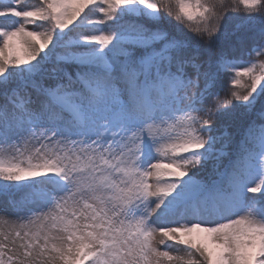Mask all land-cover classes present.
Instances as JSON below:
<instances>
[{"label":"snow or ice","instance_id":"obj_1","mask_svg":"<svg viewBox=\"0 0 264 264\" xmlns=\"http://www.w3.org/2000/svg\"><path fill=\"white\" fill-rule=\"evenodd\" d=\"M0 18V202L23 241L9 255L0 230V264H264V0H0ZM253 111L229 153L215 121Z\"/></svg>","mask_w":264,"mask_h":264},{"label":"trees","instance_id":"obj_2","mask_svg":"<svg viewBox=\"0 0 264 264\" xmlns=\"http://www.w3.org/2000/svg\"><path fill=\"white\" fill-rule=\"evenodd\" d=\"M38 4V0H25V5L26 6H36ZM90 18H101L99 13H90ZM13 21L12 20H8L5 18H0V24H5V25H10ZM173 23H175L173 21ZM37 26L34 25H29L28 27L32 30H36V31H42L45 28L48 27V25L44 24L43 22H37ZM229 29H231V24H229ZM186 31V30H185ZM248 35L244 29H241L240 31H238L236 33V35L231 36L227 39H225L223 41V46L227 47L229 44H235L237 41V37H243ZM246 49L248 52L251 51L252 48V44L251 42H248L245 45ZM253 59H257V57L255 55H245L244 56V60L245 61H249V60H253ZM259 59L264 60V56H260ZM50 67V65H49ZM69 71H72L73 69L71 67H69L68 69ZM15 86L14 84H10L9 88ZM4 89L0 88V104H2L4 102L3 100V93ZM223 95V92L221 93ZM257 109H259V104L257 105ZM256 120L257 123H259V119L256 116V112L253 111L251 114L245 115V116H241L239 114L235 115V116H224V117H219L217 118V120L215 121L217 123L218 126H221L223 129H227L229 135L233 138V143L229 145V147L226 149V151H228L229 153H231L234 148H235V142L239 141V139L241 138V135L244 131V129L247 127L248 123L252 120ZM227 159H224V163H227ZM211 170V162L205 166V170L201 172V178L207 179V173L210 172ZM249 198H257L258 194H252L249 193L248 194Z\"/></svg>","mask_w":264,"mask_h":264},{"label":"rangeland","instance_id":"obj_3","mask_svg":"<svg viewBox=\"0 0 264 264\" xmlns=\"http://www.w3.org/2000/svg\"><path fill=\"white\" fill-rule=\"evenodd\" d=\"M33 96H35V94H33ZM3 203L0 202V218H4L8 220V224L6 225H0V230H2L4 232L5 235H8V240L3 241V237L0 236V241H3L4 243H6L10 248L13 249L12 252H9V255H17V254H22L23 249L19 248V244L22 243L23 241L16 239L15 243H12L13 239H14V235L11 234L9 232V228L13 225V223L18 224V219H17V214L11 210L8 211H3ZM195 222V221H193ZM23 234V233H22ZM171 243V242H169ZM182 247V246H181ZM172 251H175V248L173 247L172 249H170ZM180 255H184V253L181 251L179 253Z\"/></svg>","mask_w":264,"mask_h":264}]
</instances>
